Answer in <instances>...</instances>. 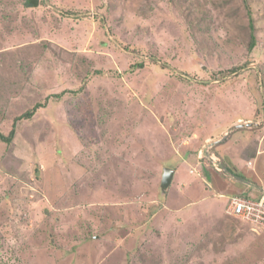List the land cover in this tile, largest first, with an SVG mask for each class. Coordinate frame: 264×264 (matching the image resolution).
<instances>
[{
    "label": "rangeland",
    "instance_id": "rangeland-1",
    "mask_svg": "<svg viewBox=\"0 0 264 264\" xmlns=\"http://www.w3.org/2000/svg\"><path fill=\"white\" fill-rule=\"evenodd\" d=\"M14 127L0 264H264L218 168L264 187V0H0Z\"/></svg>",
    "mask_w": 264,
    "mask_h": 264
},
{
    "label": "built area",
    "instance_id": "built-area-1",
    "mask_svg": "<svg viewBox=\"0 0 264 264\" xmlns=\"http://www.w3.org/2000/svg\"><path fill=\"white\" fill-rule=\"evenodd\" d=\"M224 169L220 164L218 168ZM225 170V169H224ZM227 212L258 226L264 232V195L255 198L245 195L229 196Z\"/></svg>",
    "mask_w": 264,
    "mask_h": 264
},
{
    "label": "trees",
    "instance_id": "trees-1",
    "mask_svg": "<svg viewBox=\"0 0 264 264\" xmlns=\"http://www.w3.org/2000/svg\"><path fill=\"white\" fill-rule=\"evenodd\" d=\"M251 39H252V40H251V43H250V47L253 48V47L255 46V43H256V36H255L254 33L252 34ZM56 96H57V97H61V93L56 94ZM40 106H42V105H41V104H38V105H36L34 108H32V109H30V110H27V111L24 112L22 115H19L18 117H16L15 120L17 121V120H21V119H24V118H31V117L34 115V112H35L36 108H38V107H40ZM14 132H15V127H14V129H12V130L10 131V133H9L8 135H5V134H3V133L0 132V140L4 141V142H6V143H10V142L12 141V139H13L14 134H15ZM226 166H227V165H226ZM227 167H228V166H227ZM228 169H229L230 171H232L233 173H235V174H237V175H240L239 173H237L236 171L232 170L231 168L228 167ZM221 173L223 174L224 177L228 176V174H227L225 171H223L222 169H221ZM240 176H242V175H240ZM230 177H231V176H230ZM237 181H238V180H237ZM244 185H245V184H244ZM247 188H249V189L252 190L251 187H247ZM248 191H249V190H248ZM236 192H238V194H236ZM232 194H234V195H245V196H251V195H252V194H250L249 192H246L245 189H244V190H236V191L233 192ZM258 194H259L258 196H254V197H255V198H259V197H261V196L263 195L262 192H259Z\"/></svg>",
    "mask_w": 264,
    "mask_h": 264
},
{
    "label": "water",
    "instance_id": "water-1",
    "mask_svg": "<svg viewBox=\"0 0 264 264\" xmlns=\"http://www.w3.org/2000/svg\"><path fill=\"white\" fill-rule=\"evenodd\" d=\"M245 125H247V124H240V125H237L236 127L245 126ZM222 166L225 169V171L227 173H229L231 176L235 177L236 179L240 180L241 182L245 183L246 185H249L250 187L257 188L259 191L264 193V187L263 186L257 185L254 182H251L249 180L243 179V178L239 177L238 175L230 172L226 167H224V165H222ZM174 174H175V169H173L171 167L170 168L169 167L165 168L163 176H162V186L164 188H166L167 186L170 185V183H171V181H172V179L174 177Z\"/></svg>",
    "mask_w": 264,
    "mask_h": 264
},
{
    "label": "crops",
    "instance_id": "crops-1",
    "mask_svg": "<svg viewBox=\"0 0 264 264\" xmlns=\"http://www.w3.org/2000/svg\"><path fill=\"white\" fill-rule=\"evenodd\" d=\"M241 119H242V118L240 117L239 120H241ZM250 154H251V155H249V156L246 155V156H244V157H246V158H251V157H254V158H255V157H257V155H256L257 153L255 154L254 151H252V153H250ZM237 190H238V189H237ZM232 192H234V191H232ZM227 196H228V198H229V196H231V194H230V195H227Z\"/></svg>",
    "mask_w": 264,
    "mask_h": 264
},
{
    "label": "clouds",
    "instance_id": "clouds-1",
    "mask_svg": "<svg viewBox=\"0 0 264 264\" xmlns=\"http://www.w3.org/2000/svg\"><path fill=\"white\" fill-rule=\"evenodd\" d=\"M224 167H226L225 165H224ZM227 169H228V167H226ZM229 170V169H228ZM230 171V170H229ZM226 172V171H225ZM230 172H232V171H230ZM227 173V172H226ZM233 173V172H232ZM229 176H231L229 173H227ZM233 177V176H232ZM243 179H245V178H243ZM247 180V179H246ZM263 193V192H262ZM264 194V193H263ZM263 196V195H262ZM251 197H254V196H251ZM229 199V198H228ZM227 206H228V204H227ZM227 206H226V209H225V211H226V213L227 214H230V213H228L227 212ZM232 215V214H231ZM233 216H235V215H233ZM236 217V216H235ZM237 218H239V217H237ZM241 219V218H240ZM243 220V219H242ZM250 224H252L251 222H249Z\"/></svg>",
    "mask_w": 264,
    "mask_h": 264
}]
</instances>
